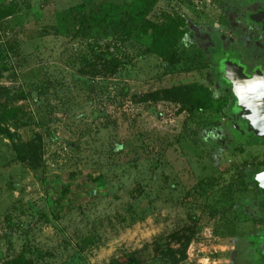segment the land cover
Segmentation results:
<instances>
[{
    "label": "rangeland",
    "instance_id": "rangeland-1",
    "mask_svg": "<svg viewBox=\"0 0 264 264\" xmlns=\"http://www.w3.org/2000/svg\"><path fill=\"white\" fill-rule=\"evenodd\" d=\"M256 7L0 0V111L19 110L0 135V264H128L129 252L141 264H257L264 189L250 175L264 167V136L240 112L147 98L215 90L216 23L225 47L264 56L246 19ZM182 19L195 36L174 63L147 51L156 26ZM30 140L39 158L17 159Z\"/></svg>",
    "mask_w": 264,
    "mask_h": 264
},
{
    "label": "trees",
    "instance_id": "trees-1",
    "mask_svg": "<svg viewBox=\"0 0 264 264\" xmlns=\"http://www.w3.org/2000/svg\"><path fill=\"white\" fill-rule=\"evenodd\" d=\"M188 35V23L186 20L173 21L166 27L154 28V37L151 45L147 48L150 53L160 55L168 64L175 62L176 57L183 45L184 38ZM217 94V95H216ZM219 95L217 90H211L207 85L192 83L183 84L178 86H172L162 88L157 91L148 93L147 98L153 100H168L180 104L189 105L191 108H197L202 110H214V111H232L234 104L233 97L227 95ZM229 96V95H228ZM18 109L5 105L3 110L0 111V135L8 134L13 135L12 132L5 126V123L17 116ZM14 135H18L15 133ZM17 151V159L27 160L30 151L34 152L35 158H39V144L36 140H30L27 142L20 141L15 146ZM30 211V209L28 208ZM261 218L256 222H261ZM252 235V241L254 242ZM128 264H141L139 257L129 252L125 256ZM110 264H119L117 260H113Z\"/></svg>",
    "mask_w": 264,
    "mask_h": 264
},
{
    "label": "flooded vegetation",
    "instance_id": "flooded-vegetation-1",
    "mask_svg": "<svg viewBox=\"0 0 264 264\" xmlns=\"http://www.w3.org/2000/svg\"><path fill=\"white\" fill-rule=\"evenodd\" d=\"M236 1V0H235ZM251 2V4L256 5L257 7L251 12L247 13V20L250 21L257 28L259 35H261L262 39H264V0H246ZM239 4L245 3V0H238ZM188 23V22H187ZM215 32H206V38L212 49L214 51L213 58H211L212 65L210 70L211 77L214 78L215 91L219 93V95H227L228 97H233L234 104L232 107V112L235 111V102L236 97L232 90V83L228 80L229 74L231 72L232 66L241 69L247 76H251L256 70H261L264 72V56L259 54L255 56L253 61L250 62L248 57L239 56L240 51L237 50L233 44H228L226 47L223 44V39L226 37L221 35L222 32L227 30L226 26L222 24L216 23L214 25ZM195 36V30L188 23V35L187 38H193ZM185 37V38H186ZM236 38V39H235ZM233 40H238L235 37ZM229 95V96H228ZM223 96V97H224ZM263 168L257 169L256 171L263 170ZM255 171V172H256ZM251 180V179H250ZM258 236V235H256ZM255 245L256 241H255ZM255 246V247H256Z\"/></svg>",
    "mask_w": 264,
    "mask_h": 264
},
{
    "label": "water",
    "instance_id": "water-1",
    "mask_svg": "<svg viewBox=\"0 0 264 264\" xmlns=\"http://www.w3.org/2000/svg\"><path fill=\"white\" fill-rule=\"evenodd\" d=\"M264 79V72L256 70L251 76H247L241 69L232 66L228 80L232 83V90L236 97L235 111L240 112L246 121L250 124L253 130L259 135L264 136L261 133V129L257 127H264V96L257 97L255 93H247L243 99L237 94L239 87L247 88L250 82L255 79ZM259 92H264V86L258 88ZM251 105V106H250ZM256 117V125L254 127L252 120H248L247 117ZM263 170L253 172L250 175L252 182L256 183L260 187L259 181L256 180V175ZM261 188V187H260ZM264 189V188H262ZM264 212V204H263ZM256 241V253L258 256L257 264H264V234H259L255 237Z\"/></svg>",
    "mask_w": 264,
    "mask_h": 264
},
{
    "label": "clouds",
    "instance_id": "clouds-1",
    "mask_svg": "<svg viewBox=\"0 0 264 264\" xmlns=\"http://www.w3.org/2000/svg\"><path fill=\"white\" fill-rule=\"evenodd\" d=\"M261 86H264V79L257 78L253 82H250L248 84L247 88L239 87L237 89V94L240 95L241 99H243L247 93H255L257 95V97H261V96H264V92L258 91V88H260ZM247 119L252 120L253 125L255 127L256 117H254V116L253 117H247ZM257 128H260L261 133L264 134V127H257ZM256 180L259 181L260 187L264 188V171H261L256 175Z\"/></svg>",
    "mask_w": 264,
    "mask_h": 264
}]
</instances>
